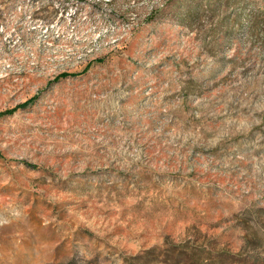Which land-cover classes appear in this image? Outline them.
I'll return each mask as SVG.
<instances>
[{
    "label": "rangeland",
    "instance_id": "obj_1",
    "mask_svg": "<svg viewBox=\"0 0 264 264\" xmlns=\"http://www.w3.org/2000/svg\"><path fill=\"white\" fill-rule=\"evenodd\" d=\"M48 1L0 6V264H264V0Z\"/></svg>",
    "mask_w": 264,
    "mask_h": 264
},
{
    "label": "trees",
    "instance_id": "obj_2",
    "mask_svg": "<svg viewBox=\"0 0 264 264\" xmlns=\"http://www.w3.org/2000/svg\"><path fill=\"white\" fill-rule=\"evenodd\" d=\"M16 2L17 0H0V6L12 7L15 5ZM71 6H76L77 8L80 7L97 8L103 6V2L101 0H95L93 2L89 0H49L45 4H42V7L40 8V11L42 13L41 14L42 16H40L41 17L40 21L45 24H50L54 21H57L59 19L58 12L59 11L64 12L68 10ZM63 75L68 76L69 74L66 73ZM17 107L13 108L12 110H6L4 112H0V115L6 113H12L14 109H17ZM178 259L184 262L189 261L190 264L198 263V259L196 258V255L195 254L188 255V252L186 250L185 251L181 250L178 253Z\"/></svg>",
    "mask_w": 264,
    "mask_h": 264
}]
</instances>
